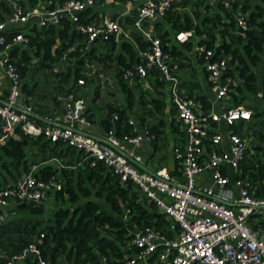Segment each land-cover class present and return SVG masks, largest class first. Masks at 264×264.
<instances>
[{"label": "built area", "instance_id": "obj_1", "mask_svg": "<svg viewBox=\"0 0 264 264\" xmlns=\"http://www.w3.org/2000/svg\"><path fill=\"white\" fill-rule=\"evenodd\" d=\"M8 1L12 11L0 20V61L10 80L9 91L0 102V143L14 130L20 129L32 138L43 136L51 142L63 141L76 148L79 157L69 162L55 155L33 163L16 180L0 187V213L30 200L36 205L44 203L52 191L66 185L62 168L77 171L103 164L117 174L121 183H133L139 201L154 203L173 225H178L173 237L152 225L138 227L131 239L138 251L126 254L118 262L105 261L104 264H137L139 261L145 264H264V226L254 218V213L260 209L258 205L264 204V180L261 183L249 172L243 174L242 168L251 136L229 128V147L219 149L216 143L221 135L213 128V122L221 119L233 127L239 119H250L252 110L240 104L230 106L222 113L203 109L200 102L181 86L178 61L164 48L161 37L145 24L148 19L162 18L173 3L181 0H141L132 15V25L150 44L140 50L139 61L124 68L122 74L119 72L126 81L157 71L167 82L184 136V142L174 148L180 174L171 173L167 167L152 169L146 166L138 148L143 142H151L155 135L147 125L140 129L133 118H129V122L136 132L131 135L120 136L113 127L106 129L102 137L90 133L93 117L89 116L86 97L78 88L86 82L84 76L58 96L64 101L61 120H41L23 91L25 80L15 63L17 55L12 50L16 45L20 46L19 49L23 45L29 48V36L24 25L43 27L69 18L85 37L83 48L86 50L78 58L83 56L82 60H90L92 57L87 51L99 37L110 43V52L113 51V42L120 43L126 33L120 19L104 15L96 20H82L81 12L89 7L95 8L96 0H65L54 7H47L50 0H45V5L28 7L19 0ZM207 1L233 10L236 26L231 29L232 32L237 37H247L250 28L248 12L241 9L242 3L247 0ZM15 28L19 31L9 36L8 32ZM191 34V30L181 29L176 32L175 38L185 41ZM196 49L203 57L216 98L227 97L243 81L236 73H229L233 65L231 55H216V48L208 47L204 42H200ZM82 71L89 74L85 69ZM262 89L264 91V83ZM45 163L54 164L57 171L47 179L38 177L35 172L38 166ZM227 166L231 167V174L225 172ZM208 170L212 171V183L199 182L198 176ZM129 211L130 208L126 207L122 217L128 218ZM44 236V231L35 233L5 264L27 259L38 264H58L43 257ZM1 255L3 250L0 248ZM152 256L155 258L151 259ZM103 259L106 260L105 257Z\"/></svg>", "mask_w": 264, "mask_h": 264}, {"label": "trees", "instance_id": "obj_2", "mask_svg": "<svg viewBox=\"0 0 264 264\" xmlns=\"http://www.w3.org/2000/svg\"><path fill=\"white\" fill-rule=\"evenodd\" d=\"M19 1L28 7L43 4L45 0ZM50 1L47 7H54L56 3H62L65 0ZM189 1L191 0H185L184 3ZM178 4L179 2L173 3L162 18L153 21L155 34L161 37L164 48L169 50L172 55H176V46L168 44L172 39L169 31L164 28V21L171 22L172 26L178 30H189L194 27L197 34L202 35L207 32V37L201 39L200 42L206 43L208 47H215L216 55L230 54L233 68L229 69V73L234 74L237 71L238 76L243 79L242 83L245 88L256 92L257 74L254 67L264 61V6L261 3L251 4L248 0L243 2L241 9L248 12V22L250 24L247 37H238L237 40L233 37L232 41L224 40L222 44L215 46L213 20H216L217 24L223 22L226 26L234 24V11L221 6L227 19L221 20L223 17L220 14L214 17H204L202 18V23H207V25L202 28L199 23L193 24L188 14L182 15L177 9ZM235 6H237V3ZM94 10V7H89L81 12L82 20H91ZM11 11L12 6L9 1L0 0V20L5 19ZM197 16H199V13H197ZM132 21L133 17L128 18L129 23H132ZM59 25V35L63 39L69 40L68 43L64 44V47L70 46L72 44L71 39L75 35L71 34L70 30L72 29L73 33L76 32L73 28L74 23L69 18H63ZM56 26L54 24L49 25L44 27L42 31L34 26L30 29L33 33L26 31L25 33L29 36L28 46L34 49L36 54H40L44 50L45 58L51 57L54 59L51 54V46L56 40L54 36L57 31ZM225 30L224 28L221 29L223 34L226 32ZM18 31L19 29L15 28L10 30L8 34L12 36ZM44 33L45 36L42 35ZM69 36L70 38L67 39ZM132 36V39L123 37L118 45L116 42L112 43L113 49L119 47L120 50L118 60L123 67L120 69V74H122L124 68L139 61L140 50L147 48L150 44L149 40L140 32L132 31ZM79 46L68 54L70 56H80L83 50L86 49L83 48V45L81 49L78 48ZM19 48L20 46L16 45L12 53L17 55L15 63L21 76L25 78L31 55L26 48L22 49V53L19 54ZM89 55L92 57L90 60H100L105 65L112 66L114 56L111 52L99 55L93 46L89 51ZM83 63L84 60L77 64L74 73L71 72V69L56 73L58 92H65L67 84L73 78L72 75H74V83L81 76L88 78L82 71ZM119 81L122 90L126 92L128 104L130 106L133 105L135 93L121 75L119 76ZM30 87L24 82L23 91L25 94L31 93ZM236 88L241 90L242 85H238ZM200 98L205 108L210 106L209 101L205 98ZM151 101L156 108L161 109L162 100L152 97ZM87 111L89 116L92 117L90 106ZM114 113H117V117H114ZM129 118L125 108H116L114 105H110L108 113L103 119V124L106 129L113 127L120 136L131 135L136 131L133 128L134 125L129 122ZM162 125V119L157 123L147 124L149 131L155 135L152 140L155 145L163 135ZM16 132L17 135L13 134L0 143V187L16 180L33 163L45 161L55 155L69 162H74L79 157V151L63 141L51 142L43 136L32 138L24 134L20 129H17ZM1 134L0 128V136ZM25 138L28 139L27 142H24ZM29 144H31L30 147H28ZM243 166L245 167V165ZM260 169L261 171L263 170V168ZM253 170L251 172H254ZM35 172L38 177L45 179L57 173L56 166L52 163L38 166ZM246 172V168L243 169V174ZM61 174L66 181V185L56 189L55 196L63 202H67L66 199L68 198V202L74 204V206L71 207L70 203L58 206L50 219L42 217L44 208L39 205L26 203L24 206L14 207L13 209L21 212L23 216L3 222L0 221V248L3 250V255L0 256V264H5L9 257L20 251L27 244L29 238L40 231L45 232L42 245L43 257L58 264H62L59 260L61 254H64L71 264H104L105 261L108 263L118 262L126 254L138 251L139 248L131 243V239L134 230L144 225L160 228L169 237L175 235L178 225H173L163 213L157 210L154 203L139 201L137 199L138 191L134 189L133 183L131 181L121 183L117 174L113 173L105 165L99 164L96 167L80 168L77 171L62 168ZM100 199L108 203L110 209L104 208ZM126 207L130 208L129 216L128 218H123L122 214L125 212ZM58 252H60V255H58ZM154 258L155 256L151 257V259ZM31 264L37 263L33 260Z\"/></svg>", "mask_w": 264, "mask_h": 264}, {"label": "crops", "instance_id": "obj_3", "mask_svg": "<svg viewBox=\"0 0 264 264\" xmlns=\"http://www.w3.org/2000/svg\"><path fill=\"white\" fill-rule=\"evenodd\" d=\"M184 1L185 0L179 1L177 9L182 15L188 14L191 17L193 24H196L198 22L197 19H199V24L201 25L202 18L208 16L214 17L217 14H220L223 17L221 20L227 19V16L223 11L224 9L219 4H211L207 0H191L186 3H184ZM248 1L251 4L261 3L264 6L263 0ZM140 2L141 0H96V6L93 11L92 19H100L104 15L116 16L120 19L124 29L126 30L123 37L132 39V31L137 30L132 23L128 22V18L133 17L132 15L136 12ZM44 3L43 5L46 4ZM197 13H199V16H197ZM200 15H202V17L197 18L200 17ZM155 19H148L145 22L147 27L152 30L153 33H156L153 26V21ZM59 24L60 23L55 24L57 25V31L54 34L56 40L51 46V54L54 59L51 57L45 58L44 50H42L40 54H36L34 49L25 47L31 55V59L28 63L27 74L24 78L25 82L31 86V93L26 95L29 101L33 103L35 110L40 116V119L43 121L44 119H51L53 121L62 119L64 113V101L58 96L64 94L70 87L73 86L74 75H72L73 78L70 80L69 84H67L65 92L62 93L57 91L58 78L56 73L59 71H69L70 69L71 72L74 73L77 64L80 62L77 63L78 56H70L68 53L75 49L78 45H80L78 47L80 49L82 45L84 46V35L73 26L76 32L73 33L72 29L70 30L71 34H75L71 39L72 44L64 47V44L68 43L69 40H65V38L63 39L59 35ZM213 24L215 42L218 45L222 44L224 40L232 41L233 37H235L236 40L238 39V37L231 30L236 26V22L226 26L223 22L217 24L216 20H213ZM34 26L41 29V31L44 27H47H40L37 25L27 27L24 25L23 28L26 32L31 31L30 29ZM164 28L169 31L172 39L168 43L176 46V55L174 54L173 57L179 63L178 74L181 80V86L200 102L203 109L222 113L228 107L240 104L252 110V116L250 119H239L233 127H229L221 119L213 122V128L215 129L214 131L219 132L221 135L220 141L216 143L219 149H228L229 147V128H233L243 135L251 136V145L243 160L242 168H246L247 172L262 183V180H264V91L262 89L264 83V61H261L254 67L257 74L256 92L247 90L241 82V90L236 88L231 91L227 97L218 99L216 98L215 91L212 89L208 72L204 66L203 57L199 55L196 49L200 40L207 37V32H204L202 35L197 34L193 27L192 29H189L192 31L189 39L185 41H178L175 38V34L179 30L174 28L171 22L164 21ZM222 28L226 29L224 34L221 31ZM42 35L45 36V33ZM69 38L70 36L67 39ZM236 43L238 44V42ZM24 46L25 45L18 50L19 54L22 53ZM94 47L96 53L99 55L110 52V43L100 37L96 40ZM111 53L114 56L112 66L105 65L104 62H101L100 60H84L83 63V69L88 71L89 74L87 75L88 78L86 79V82L83 85H79L78 88L79 92L86 97L87 103L91 108L93 124L89 128L90 133L97 137H102L105 134L106 128L104 127L103 119L106 117L110 105H114L116 108H125L129 117L135 120L140 129H143L147 124L157 123L162 119L163 125L161 127L163 129V135L161 136V139L156 145L153 141L143 142L139 146L138 150L143 155L147 167L152 169L167 167L171 173L180 174V168L175 157L174 148L178 143L181 144L184 142V136L176 115L175 106L170 98L167 82L157 71L150 72L146 77H134L130 80H126L127 84L135 93L134 104L130 106L128 104L126 92L122 90L119 77L116 76V62L119 65V72L120 69L123 68L119 64V60L115 58L116 53H119L120 56L119 47L113 49ZM235 73L238 75L237 71H235ZM9 88L10 80L7 77L4 67L0 61V102L6 97ZM140 91L146 95V98L140 97V95L142 96ZM152 97L162 100L163 105L161 109L155 107L154 103L151 101ZM200 97L209 101L210 106L205 108ZM16 130H14L9 136L13 134L17 135ZM25 140L26 142L28 141L27 138H25ZM30 146L31 144H29L28 147ZM32 155L34 156V154ZM145 164L143 166H145ZM243 165H245V167ZM260 168H263V170L261 171ZM251 170L254 172H251ZM226 171L231 174V167L227 166ZM198 181L204 184L212 183V171L208 170L200 174L198 176ZM66 201H68V198ZM16 206H20V204ZM16 206H13L8 210L6 209L0 213V221L3 222L5 220L16 218L15 216L11 217V214L21 213L13 209ZM52 217L53 216L47 218L50 219ZM254 218L259 219L260 223L264 226V208L257 210L254 213ZM58 255H60V252ZM59 260L62 264H71L64 254L60 255ZM32 261L33 260L31 259H27L24 261H17L16 264H31ZM36 263L38 264L37 261ZM137 264L145 263L143 261H139Z\"/></svg>", "mask_w": 264, "mask_h": 264}, {"label": "rangeland", "instance_id": "obj_4", "mask_svg": "<svg viewBox=\"0 0 264 264\" xmlns=\"http://www.w3.org/2000/svg\"><path fill=\"white\" fill-rule=\"evenodd\" d=\"M195 14V13H194ZM202 17V15H200V17H197V18H201ZM197 23H200V20L199 19H197ZM207 25V23H202L201 25H200V27H202V28H204L205 26ZM142 91H140V93H141ZM142 94V96L140 95V97H142V98H146V95L144 94V93H141ZM117 97V96H116ZM100 201L102 202V205H103V207L104 208H106V209H110V206H109V204L108 203H106L105 201H103L102 199H100ZM44 203H45V207H44V213H43V217H45V218H47V217H50V216H53V214H54V211H55V208H57L58 206H60V205H67L68 203H70V202H63V201H61V200H57L56 198H55V196H54V191H52L46 198H45V201H44ZM70 206L72 207V206H74V204H72V203H70ZM12 216H15L16 218H19V217H21V216H23L22 215V213H19V214H11V217Z\"/></svg>", "mask_w": 264, "mask_h": 264}, {"label": "water", "instance_id": "obj_5", "mask_svg": "<svg viewBox=\"0 0 264 264\" xmlns=\"http://www.w3.org/2000/svg\"><path fill=\"white\" fill-rule=\"evenodd\" d=\"M89 51H90V50L87 51V54L89 53ZM89 57H91V56H89ZM118 57H119V53H116V54H115V58H116L117 60H118ZM83 58H84L83 56H81L80 58H78V59H77V63L81 62ZM116 76L119 77V65H118L117 62H116ZM25 142H26V140H25ZM233 178H234V177H232V179H233ZM1 180H2V178H1ZM29 203L34 204L35 201L30 200ZM25 204H26V202H22V203H20V206H24ZM35 204H36V203H35ZM37 204H38L40 207H44V203H43V202H39V203H37ZM258 207H259V208H264V204H260V205H258ZM56 249H57V246H56ZM58 254H59V252H58Z\"/></svg>", "mask_w": 264, "mask_h": 264}]
</instances>
